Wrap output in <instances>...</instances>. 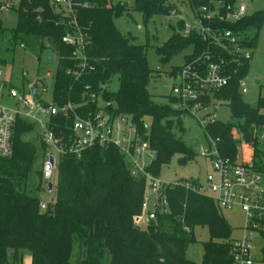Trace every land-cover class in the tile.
Instances as JSON below:
<instances>
[{
    "label": "trees",
    "instance_id": "trees-1",
    "mask_svg": "<svg viewBox=\"0 0 264 264\" xmlns=\"http://www.w3.org/2000/svg\"><path fill=\"white\" fill-rule=\"evenodd\" d=\"M70 2L79 29L89 42L88 68L78 81L69 72H79V63L72 58L73 48L63 43L64 36L72 32L70 19L57 12L54 0H18L17 26L14 30L0 28V36L6 31L15 44L30 50L39 62L45 51L54 53L58 62L53 84L56 104L86 103L92 95H100L108 112L128 116L141 139L156 154L148 169L153 176L160 178L163 167L177 156L181 165L193 159V150L175 134L181 117L190 114L153 101L148 91L153 71L148 66L146 47L122 35L114 23L115 18L129 11L141 13L148 23L156 16L171 15L178 9L176 4L168 0H135L131 8L114 5L112 0ZM213 2H222L225 8L221 15L226 16L235 0H188L187 4L194 12L201 7L212 8ZM263 22L264 10L235 24H207L220 31L236 32L253 49ZM250 30L256 31L252 37L247 36ZM190 47L193 52L186 63L210 56L213 61L224 60L232 75L230 84L214 94L215 100L225 102L230 109L231 122L209 125L207 137L220 140L218 149L223 158L244 165L251 163L257 171H264L258 138L264 132V98H259L255 108L249 106L239 84L248 75L251 61L218 48L211 38L204 40L196 33L184 37L177 28L156 52L166 63ZM181 69H174L170 75L176 78ZM115 77L119 89L107 92V85ZM170 100L172 104L177 102L173 96ZM203 102L208 104L209 100ZM91 109L95 110V105ZM55 125L57 131L65 130L62 123ZM34 131V125L19 120L13 138L14 154L9 159L0 158V264H22L25 251L31 254L32 264H73L76 244L79 253L75 264H197L187 252L196 242L194 231L198 227L207 228L210 235L209 241L203 243L201 264H231L233 230L209 198L175 188L168 195L169 214L159 216L145 231L134 227L133 218L142 210L145 178L132 176L116 148L89 150L79 160L61 158L54 200L42 210L41 200L27 194L37 156L43 160L46 150L39 135H35L36 143L26 140ZM180 132L184 133L182 128ZM242 146L249 149L250 161L243 157ZM39 177L44 182L42 169Z\"/></svg>",
    "mask_w": 264,
    "mask_h": 264
},
{
    "label": "built area",
    "instance_id": "built-area-1",
    "mask_svg": "<svg viewBox=\"0 0 264 264\" xmlns=\"http://www.w3.org/2000/svg\"><path fill=\"white\" fill-rule=\"evenodd\" d=\"M54 3L69 9V14L65 17L70 19L72 32L64 36L63 43L73 48L72 58L79 63V72H69L78 81L88 68L86 48L89 42L79 29L70 0H54ZM211 6L212 8L201 7L192 11L198 24L193 28L183 19L185 28L181 34L189 37L196 33L204 40L211 38L218 48L241 60L251 61L252 48L245 44L242 36L232 30L213 29L207 24L212 21L235 24L246 17V8L229 7L228 14L223 16L221 10L225 6L222 2H213ZM171 15H178V10H173ZM21 48L24 49L23 46ZM178 75L182 82L180 87H173L172 90L173 97L177 99L174 108L176 111H186L191 116H195L197 111L201 112L199 123L207 136L208 126L218 122L220 104L214 99V94L232 81L228 64L220 59L213 61L207 56L202 60L186 63ZM1 77L0 72V158L9 159L13 156V138L19 120L38 125L40 131L36 136L39 135L46 147L42 160V178L52 197L54 192L53 189L49 191V184L54 187L61 158L73 157L79 160L89 150L116 148L125 158L132 176L145 178L142 210L134 220L137 226L148 227L159 216L169 214V192L181 188L187 193L211 199L221 212H232L239 208L244 215L243 226L240 228L243 235L235 239L231 237V264H257L254 259V244L264 243V171H257L251 163L244 165L223 158L218 149L220 140L207 137L209 149L204 152V157L208 159L211 170L206 178L203 181L164 182L148 171L156 156L150 144L141 139L128 116L108 112L100 95H92L86 103L56 104L53 90L50 100L44 97L49 92L50 83L53 81L54 84L55 73L47 72L44 79L38 78L23 89L9 84L5 76L2 80ZM243 81L244 79L240 80L239 84L241 93L245 95L248 90ZM7 85L11 86L6 91ZM204 99H208L209 103L205 104ZM92 105H95V110L91 109ZM56 122L62 123L65 130L57 131ZM258 138L262 145L260 149L264 165V132ZM47 205L42 203L41 208L45 210ZM262 252L264 253V246Z\"/></svg>",
    "mask_w": 264,
    "mask_h": 264
},
{
    "label": "rangeland",
    "instance_id": "rangeland-1",
    "mask_svg": "<svg viewBox=\"0 0 264 264\" xmlns=\"http://www.w3.org/2000/svg\"><path fill=\"white\" fill-rule=\"evenodd\" d=\"M53 1V0H52ZM169 3L176 4L178 15L156 16L148 23H145L141 13L129 11L114 19V23L118 31L128 37L135 38L137 45L146 47L147 61L149 68L153 71V76L148 85V91L151 94L153 101L157 105L171 106L175 110L174 104L170 101L173 90V84L177 78H173L170 73L176 68H182L186 64V58L192 55L193 49L187 48L180 54L176 55L171 61L162 63L159 55L156 52L157 48L163 47L167 41L176 33V25L180 20L185 19L193 28L197 26V21L193 18L192 11L188 6V0H168ZM114 5L125 4L133 8L135 0H112ZM0 28L5 30H14L17 26L18 17L16 8L18 0H0ZM57 12L68 15L69 9L64 5H56ZM244 6L247 10L246 16H251L255 13L264 10V0H235L234 7L239 8ZM254 30L247 33L248 37L254 36ZM11 35L2 33L0 36V72L2 73L1 80L7 79L8 83L18 89H23L28 83H33L38 78H45L47 72L55 73L52 66H47L44 61L39 62L36 56L28 49H22L19 44H15L11 39ZM253 58L250 62V70L244 83L247 86L248 93L243 95L244 101L251 107L255 108L259 98H264V22L258 32L257 44L251 50ZM257 82V83H256ZM11 85H7L6 91ZM119 89L118 78L112 79L106 87L107 92H116ZM41 85L38 86L40 92ZM53 81L50 83L49 92L44 94L46 100L52 98ZM6 95V92L4 93ZM220 104V109L217 114V121L228 123L231 122L230 109L225 102L217 100ZM102 103V102H101ZM100 103V104H101ZM202 117L201 112H196L195 116L183 115L181 117V125H177V119L174 124L180 129H176L175 134L181 137L185 144L190 147L195 153V157L189 160L186 164L179 163V157H175L171 164L163 167L160 174V179L164 182L173 183L180 180L188 181H203L210 172V164L208 159L204 157V152L209 149V141L204 132L203 127L199 123V118ZM38 125H35L34 133L26 137V140L37 142L35 135L39 133ZM262 146V145H261ZM260 146V147H261ZM263 148V147H262ZM243 157L246 161H250V151L244 148ZM262 150V149H261ZM42 169V158L37 156L36 164L33 172L29 176L27 185V194L32 198H39L42 203H52L54 196L46 189L45 182H41L39 173ZM57 178L54 180V185L57 183ZM40 188V190H39ZM43 210V209H42ZM223 217L231 226L233 233L232 238H238L243 235L240 229L243 226L244 215L239 208L232 212H222ZM133 218L134 227L145 231L148 227H139ZM196 242L192 244L187 252L188 257L197 264H201L203 257V243L210 239L207 228H196L194 231ZM255 245L254 259L257 264H264V253L262 248L263 242ZM78 244L75 245L72 257V263L78 259ZM10 261L12 260L11 253L9 254ZM31 254L28 251L23 252L22 264H32Z\"/></svg>",
    "mask_w": 264,
    "mask_h": 264
},
{
    "label": "water",
    "instance_id": "water-1",
    "mask_svg": "<svg viewBox=\"0 0 264 264\" xmlns=\"http://www.w3.org/2000/svg\"><path fill=\"white\" fill-rule=\"evenodd\" d=\"M176 28L178 30V33L181 34L183 32L184 28H185V20H180L177 23ZM42 58H43L44 63L47 66H52L55 69L58 68V62L56 61L55 55H54V53L51 50L45 51ZM181 82H182L181 76L178 75L176 80H175V82H174V84H173V87H180L181 86ZM52 189H53V184H49V191H52Z\"/></svg>",
    "mask_w": 264,
    "mask_h": 264
},
{
    "label": "crops",
    "instance_id": "crops-1",
    "mask_svg": "<svg viewBox=\"0 0 264 264\" xmlns=\"http://www.w3.org/2000/svg\"><path fill=\"white\" fill-rule=\"evenodd\" d=\"M31 262H32V259H31Z\"/></svg>",
    "mask_w": 264,
    "mask_h": 264
}]
</instances>
